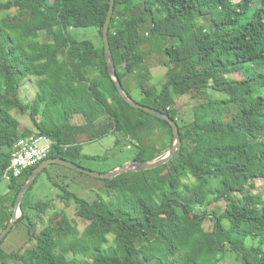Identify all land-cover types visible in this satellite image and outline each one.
Listing matches in <instances>:
<instances>
[{
	"label": "trees",
	"instance_id": "16d2710c",
	"mask_svg": "<svg viewBox=\"0 0 264 264\" xmlns=\"http://www.w3.org/2000/svg\"><path fill=\"white\" fill-rule=\"evenodd\" d=\"M262 2L115 0L108 37L125 92L131 97L123 78L144 60V29L169 41L163 50L169 76L164 90L173 85L180 96L199 100L186 121L168 93H155L148 105L176 121L182 145L156 168L104 178L114 192L109 201L90 202L61 186L66 207L74 203L75 215L85 222L82 230L54 211L36 232V218L51 206L49 199L26 200L37 177L15 222L27 221L33 246L6 252L1 244L9 231L0 243V264H219L226 252L241 264H264V196L255 187L258 179L264 183ZM109 5L110 0H0V174L8 182L0 195V232L23 183L42 162L20 177L3 176L21 138L45 135L53 142L47 158L74 162L89 157L81 153L84 142L123 127L121 115L135 122L133 130L143 123L136 118L156 117L128 104L108 72L102 28ZM85 27L97 29L100 44L74 35ZM239 72L243 78L230 77ZM32 77L37 93L26 103L21 88ZM145 92L152 96L151 89ZM202 96L207 100L200 101ZM15 113L28 115L32 127ZM75 114L84 123L73 124ZM156 118L169 126L170 137L155 158L173 142L171 124ZM134 159L143 160L139 154ZM210 203L211 210L202 209Z\"/></svg>",
	"mask_w": 264,
	"mask_h": 264
},
{
	"label": "rangeland",
	"instance_id": "374dc122",
	"mask_svg": "<svg viewBox=\"0 0 264 264\" xmlns=\"http://www.w3.org/2000/svg\"><path fill=\"white\" fill-rule=\"evenodd\" d=\"M238 1V0H234ZM260 9H264V0ZM3 12H0V17ZM197 22L205 24V20L201 17H197ZM147 30L142 29L140 31L141 43L140 49L144 51V60L138 65L133 73L127 74L123 78V84L131 95V98L140 104L152 105L155 93L163 91V95H169V103L171 106L178 108L180 111L181 120L186 121L191 118V107L196 105L199 100L191 99L190 94L181 95L173 85L167 86L168 79L167 67L163 65V61L166 60V55L163 53L164 47L167 45V40L157 35L148 36ZM74 35L80 39H90L97 44H100L98 31L95 27L77 28L73 30ZM243 78L242 72L231 74L230 77ZM151 89L152 96L146 94L145 90ZM37 93V78L32 77L24 81L21 88V98L24 102L30 103ZM207 100L206 96H202L200 101ZM140 111V110H139ZM20 123L23 126L32 127L31 120L26 114L15 113ZM76 123H83V117L80 114H75ZM136 118L141 123L135 130L132 129L134 121L131 119L129 122L121 115V122L123 127L120 129L108 133L105 137H101L96 140L84 142L82 146V154L89 155V157L75 158L74 162L80 166L92 170L98 173L109 172L119 166H122L128 161H131L138 154L142 156L143 161H151L159 152L165 151L167 142L170 137L169 126L162 120L156 117L146 116ZM75 124V123H74ZM132 130L129 132L128 131ZM70 152L75 151V147L69 148ZM91 156V157H90ZM158 158V157H156ZM165 173V169L160 170V174ZM7 180L1 177L0 174V195L7 192ZM254 183L250 187L253 186ZM256 190L262 192L264 196V183L262 180L256 181ZM61 186H65L68 191L92 202L95 199H102L109 201L114 196V192H108L106 187V181L104 178L94 177L87 173L74 170L68 166L62 164H49L47 171H43L37 178L33 188L29 190L26 195L27 202H41L51 200V206L42 214L38 219L36 218V232L44 226V221L47 220L48 215L52 212H64L70 219L75 220L78 223L79 229L82 230L85 226V222L75 215L74 203L69 207H66L63 197V189ZM254 187V188H255ZM70 200L71 199H66ZM73 202V200H72ZM215 206L214 203L204 206L202 209L211 210ZM13 210V208H12ZM32 212V210L30 211ZM4 211L0 212L4 216ZM18 215H21V211H18ZM5 219V216H4ZM211 222L205 221V227L210 228ZM27 221H21L18 224L12 226L7 237L1 244L2 248L6 252H19L33 246V242L29 240ZM110 240L113 237L109 236ZM70 256V255H69ZM12 264V263H11ZM219 264H241L240 260L236 257V254L232 252H226Z\"/></svg>",
	"mask_w": 264,
	"mask_h": 264
},
{
	"label": "water",
	"instance_id": "95a60500",
	"mask_svg": "<svg viewBox=\"0 0 264 264\" xmlns=\"http://www.w3.org/2000/svg\"><path fill=\"white\" fill-rule=\"evenodd\" d=\"M114 3H115V0H110V5H109L107 17H106V20H105L103 28H102V37H103V44H104V56L106 59L108 72L111 75L119 94L128 104H130L131 106H133L135 108L142 109V110H144V111H146V112H148V113H150L156 117L165 119L166 121H168L171 124L172 129H173L172 145L170 146V148L167 150V152L163 156L155 158L151 161H143V160L133 159L131 161L126 162L122 166H119L113 170H110L109 172H106V173L94 172L92 170H89V169H86V168L80 166L77 163H74L70 160H67V159H64L61 157H49V158L44 159L29 174V176L27 177V179L23 183L20 191L18 192L16 199H15L14 208L12 211L11 218H10L7 226L0 232V243L4 239V237L7 235V233L11 230L12 226L14 225V223L16 222V220L19 217L18 211H21V201H22L23 196L25 195V193L27 192V190L31 186V184L34 182V180L44 171V169L46 168V166L48 164L58 163V164L68 166L74 170L87 173V174L92 175L94 177L113 179L115 176H117L121 173H124V172L140 171V170H144V169L156 168V167L166 163L167 161H169L175 155L177 150L180 149V147L182 145L178 125L174 119H172L167 113H165L161 110H158L154 107H150L148 105H144V104H140L138 102H135L125 92V90L122 86V83H121L119 76L117 74V71H116V66L114 63V58H113V54H112V51L110 48L109 37H108L109 25H110V21H111L112 15H113V11H114Z\"/></svg>",
	"mask_w": 264,
	"mask_h": 264
},
{
	"label": "built area",
	"instance_id": "2783aa9c",
	"mask_svg": "<svg viewBox=\"0 0 264 264\" xmlns=\"http://www.w3.org/2000/svg\"><path fill=\"white\" fill-rule=\"evenodd\" d=\"M52 144L51 139L39 133L21 138L13 146L10 163L3 176L6 179L20 177L25 170L48 157Z\"/></svg>",
	"mask_w": 264,
	"mask_h": 264
},
{
	"label": "crops",
	"instance_id": "0c3cea01",
	"mask_svg": "<svg viewBox=\"0 0 264 264\" xmlns=\"http://www.w3.org/2000/svg\"><path fill=\"white\" fill-rule=\"evenodd\" d=\"M75 119H76L75 117L72 118V123H73V124L75 123L76 125H80V123H76V122H75V121H76ZM83 123H84V119H83ZM81 124H82V123H81ZM111 169H112V168H111ZM111 169H110V170H111Z\"/></svg>",
	"mask_w": 264,
	"mask_h": 264
}]
</instances>
